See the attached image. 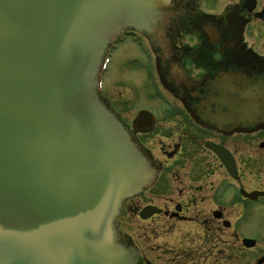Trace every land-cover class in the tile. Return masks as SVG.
Returning <instances> with one entry per match:
<instances>
[{"label": "water", "instance_id": "95a60500", "mask_svg": "<svg viewBox=\"0 0 264 264\" xmlns=\"http://www.w3.org/2000/svg\"><path fill=\"white\" fill-rule=\"evenodd\" d=\"M174 14L173 0H0V264H137L116 217L156 171L100 103L95 79L124 29L163 51ZM227 91L201 105L216 102L203 122L262 125V90L230 104Z\"/></svg>", "mask_w": 264, "mask_h": 264}, {"label": "flooded vegetation", "instance_id": "af4514ba", "mask_svg": "<svg viewBox=\"0 0 264 264\" xmlns=\"http://www.w3.org/2000/svg\"><path fill=\"white\" fill-rule=\"evenodd\" d=\"M222 1L215 14L201 9L200 0H173L175 14L161 36L165 49L146 58L151 69L153 54L158 100L170 112L150 108L154 117L139 123L136 112L124 118L108 104L157 170L151 186L123 201L118 217L138 264L257 262L254 249L241 246L240 227L241 215L250 220L253 213L247 196L264 201V122L256 129L205 123L202 116L216 118V102L199 108L224 86L227 104L241 90L264 95V0ZM183 36L196 44L180 47ZM218 108L231 114L224 103ZM144 208L154 213L139 218ZM134 216L136 234L123 221Z\"/></svg>", "mask_w": 264, "mask_h": 264}, {"label": "rangeland", "instance_id": "374dc122", "mask_svg": "<svg viewBox=\"0 0 264 264\" xmlns=\"http://www.w3.org/2000/svg\"><path fill=\"white\" fill-rule=\"evenodd\" d=\"M200 1H202V4L200 3L201 9L208 13H219L223 5L222 0ZM143 43L144 45L147 44L145 39H143ZM195 44L196 42L187 36H183L180 41V47H189ZM136 47L134 43L125 41L112 54L110 64L103 73V93L107 97L106 99L112 100L117 112L124 118H132L136 111L134 108L137 109L139 106H149L160 114H166L170 110L158 100L161 88H159L160 86L158 87L157 83L153 82L150 71L147 68H143L142 70L136 64H126L127 58L134 57L139 60L141 65L146 66L145 56H142ZM150 63L152 72H155L153 54L150 57ZM142 204V202L137 204V212L143 206ZM256 204L250 203L253 210L250 220H243V215H241L240 231L242 237L247 235L256 239V246L252 252L256 254V259L258 260L264 254V206L259 204L261 208H258ZM255 206L258 210L257 208L255 209ZM123 221L130 225L131 231L136 234V229L139 225V220H137L136 216L133 218H124ZM246 253L243 252L240 254L241 259L246 258ZM241 264H248V262H242Z\"/></svg>", "mask_w": 264, "mask_h": 264}, {"label": "bare ground", "instance_id": "6f19581e", "mask_svg": "<svg viewBox=\"0 0 264 264\" xmlns=\"http://www.w3.org/2000/svg\"><path fill=\"white\" fill-rule=\"evenodd\" d=\"M117 50V49H116ZM113 54V53H112ZM110 64V62L107 64V66L106 67H108V65ZM104 82V81H103ZM102 88H103V85H102Z\"/></svg>", "mask_w": 264, "mask_h": 264}, {"label": "clouds", "instance_id": "9594fccd", "mask_svg": "<svg viewBox=\"0 0 264 264\" xmlns=\"http://www.w3.org/2000/svg\"><path fill=\"white\" fill-rule=\"evenodd\" d=\"M193 75H196L195 71L193 72Z\"/></svg>", "mask_w": 264, "mask_h": 264}]
</instances>
